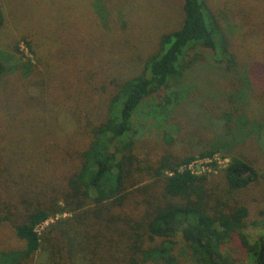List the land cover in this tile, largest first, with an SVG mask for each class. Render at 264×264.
I'll list each match as a JSON object with an SVG mask.
<instances>
[{
  "label": "rangeland",
  "instance_id": "rangeland-1",
  "mask_svg": "<svg viewBox=\"0 0 264 264\" xmlns=\"http://www.w3.org/2000/svg\"><path fill=\"white\" fill-rule=\"evenodd\" d=\"M208 3L229 35L242 80L215 65L209 50L191 51L190 57L198 54L200 58L185 78L148 97L134 116L135 152L146 161L168 153L197 154L218 140L231 141L232 134L220 126L223 119L219 116L229 109L227 95L236 88L252 89L248 113L264 122V110H260L264 101V0ZM0 4L5 14L0 56L7 65L0 78L1 203L21 198L32 179L35 188L47 193V189L66 187L61 177L69 175L70 163L88 145L91 127L106 119L117 86L142 70L146 59L159 50L162 34L181 26L184 1L0 0ZM233 146L236 155L264 174V134L234 140ZM220 169H207L214 189L215 183L223 187ZM19 172L31 174L32 179L20 182ZM134 200L130 203L135 204ZM238 200L249 207L251 220L264 215V178L240 190ZM53 221L40 224L39 232ZM248 231L258 234L255 229ZM118 232L112 231L113 238L117 239ZM153 244L147 235L143 246ZM22 246L12 222L4 221L0 249ZM229 250L239 264H247L238 244H231ZM50 252V248L39 250L33 264H41ZM107 253L101 258L99 249L96 264H115L114 256ZM174 254L180 264H199L183 240L176 243ZM81 257L79 264H88ZM115 257L119 258L118 252Z\"/></svg>",
  "mask_w": 264,
  "mask_h": 264
},
{
  "label": "trees",
  "instance_id": "trees-1",
  "mask_svg": "<svg viewBox=\"0 0 264 264\" xmlns=\"http://www.w3.org/2000/svg\"><path fill=\"white\" fill-rule=\"evenodd\" d=\"M183 1L181 26L162 34L159 50L146 59L142 70L119 83L106 119L91 127L88 145L70 163L69 175L61 177L66 187L47 189V193L34 187L31 174H17L20 182L32 181L17 201L0 203V225L11 221L23 246L0 249V264H33L39 250L48 248L50 256L41 264H67L65 258L79 264L82 254L88 264H96L99 249L101 258L108 252L115 264H180L174 254L179 240L191 247L199 264H239L229 250L235 243L246 254L247 264H264V215L251 220L249 207L238 200V192L264 174L232 151L234 140L264 134L263 120L248 113L252 89H233L227 95L229 109L220 113L219 124L227 135L232 134V142L218 140L197 154L168 153L151 162L135 152L136 112L148 97L185 78L200 58L198 54L190 57L191 51L209 50L215 65L242 80L229 35L208 0ZM4 23L0 4V28ZM6 72L0 56V78ZM217 153L229 162L218 171L223 187L215 183L214 189L207 172L196 174L187 166L195 158ZM134 198L135 204L130 203ZM66 213L70 215L61 217ZM50 219L56 221L40 233L38 226ZM113 230L119 231L117 239ZM147 235L155 244L146 248Z\"/></svg>",
  "mask_w": 264,
  "mask_h": 264
},
{
  "label": "built area",
  "instance_id": "built-area-1",
  "mask_svg": "<svg viewBox=\"0 0 264 264\" xmlns=\"http://www.w3.org/2000/svg\"><path fill=\"white\" fill-rule=\"evenodd\" d=\"M229 162L228 157H222L220 154H214L211 157H205V158H195L193 159L189 164L188 168L196 174H200L203 172H207V169H217L219 166L221 168L225 167L227 163ZM214 163H216L218 166L217 168L214 167Z\"/></svg>",
  "mask_w": 264,
  "mask_h": 264
}]
</instances>
